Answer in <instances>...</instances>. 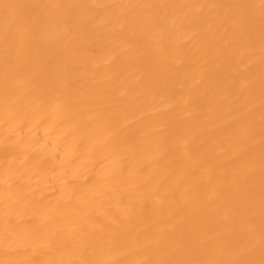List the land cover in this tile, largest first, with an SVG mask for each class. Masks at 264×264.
<instances>
[{"label": "bare ground", "instance_id": "bare-ground-1", "mask_svg": "<svg viewBox=\"0 0 264 264\" xmlns=\"http://www.w3.org/2000/svg\"><path fill=\"white\" fill-rule=\"evenodd\" d=\"M0 264H264V0H0Z\"/></svg>", "mask_w": 264, "mask_h": 264}]
</instances>
